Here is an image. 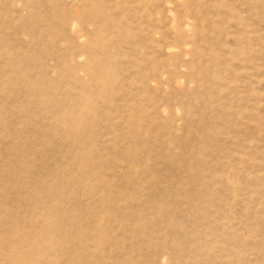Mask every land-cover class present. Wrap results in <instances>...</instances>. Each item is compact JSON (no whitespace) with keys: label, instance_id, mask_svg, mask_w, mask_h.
I'll return each mask as SVG.
<instances>
[{"label":"rangeland","instance_id":"obj_1","mask_svg":"<svg viewBox=\"0 0 264 264\" xmlns=\"http://www.w3.org/2000/svg\"><path fill=\"white\" fill-rule=\"evenodd\" d=\"M0 264H264V0H0Z\"/></svg>","mask_w":264,"mask_h":264},{"label":"bare ground","instance_id":"obj_2","mask_svg":"<svg viewBox=\"0 0 264 264\" xmlns=\"http://www.w3.org/2000/svg\"><path fill=\"white\" fill-rule=\"evenodd\" d=\"M182 1H183V0H182ZM182 1H181V0H175V2H176L178 5H181V4H182ZM187 26H188V25H187ZM187 26H185V28H184L185 33H188V32H189V31H188L189 29L187 28ZM171 27H172V26H171ZM75 28H76V27H74V28L72 27L71 32H72L73 34L77 35V34H76L77 29H75ZM70 34H71V33H70ZM78 34H79V33H78ZM186 49H187L186 47H183V48H181L180 51L184 53V52H186ZM167 52H168L169 54H172V53H173L172 50H168Z\"/></svg>","mask_w":264,"mask_h":264}]
</instances>
